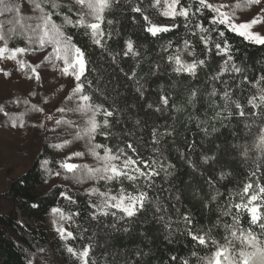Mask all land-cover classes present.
Returning a JSON list of instances; mask_svg holds the SVG:
<instances>
[{"label":"trees","instance_id":"1","mask_svg":"<svg viewBox=\"0 0 264 264\" xmlns=\"http://www.w3.org/2000/svg\"><path fill=\"white\" fill-rule=\"evenodd\" d=\"M5 2L19 5L24 17L38 15L29 0ZM41 2L51 10L49 4L43 3V0ZM59 2L62 5L71 4L73 11L68 12L66 7H62L59 10L61 16L56 18L57 23H63V14L75 20L79 7L74 4V0ZM209 2L233 5L237 0ZM240 2L243 3V0ZM137 3L145 9L144 14L153 23H175L178 27L152 36L146 31L147 24L141 15L131 10ZM189 3H192V11L195 12L198 5L194 0H181V5L185 7ZM164 7V0H161L159 8L153 7L151 0H119L112 10H106L104 14L103 46L93 42L90 30L86 34L85 29L70 25L63 30L86 53L88 66L85 76L91 85L85 83V94L91 95L96 104L119 110V123H115V118H109L113 135L105 137L97 134L93 143L105 144L115 151L117 145L123 147L125 141H133L145 160L158 159L165 167L173 165V168L168 169L173 173L172 176L165 179L163 171H160V175L153 178L155 185L152 188L144 184L143 178L138 181L141 188L148 192L149 202L134 217H127L116 209H110L107 216L95 213L93 200L84 192L87 186L95 185L100 192L111 190V194L116 195L121 187L133 193L132 183L127 180L106 182L85 179L78 184L72 179H65L59 162L76 148L84 153L82 158H76L77 164L97 165L96 159L89 153V143L82 139L62 149L53 147L65 140H73L77 129L67 124H57L56 132L61 142L53 141L52 134L43 123L47 102L45 86L36 80L31 71L24 84L16 77L10 79L7 89L0 88V105L4 108V112H0V126L22 132L31 140L30 147H36L39 151L35 152V159L28 169L15 178H7V188L0 194V264H80L66 249L70 246L80 251L88 245L92 246L90 264L92 260L96 264H183L185 259L189 264H200L198 256L207 255L211 245L208 248L199 245L187 234V228L201 229L203 232L211 229L212 235L223 242L222 237L228 233L222 225L233 224L232 215L239 212L241 227H251L254 232L260 233L259 227L250 223V214L240 212L232 205L240 202L239 196L233 193L242 190L245 183L251 181L254 189L257 184L264 185V149L257 147L261 130L264 129V115L257 113H264V105L253 108L248 103L253 96L257 98L256 103H260L259 89L264 87V80H260L264 76V45H257L228 32L226 35L234 57L232 62L242 71L225 72L220 79L212 80L211 77L221 71L226 56L213 45H204L195 25L202 22L205 27H213L210 19L214 14L209 10L197 12L191 16L190 25L185 27L183 17L172 20L160 15ZM252 8L253 5L238 9L237 21L250 17ZM15 16L14 12L4 13L0 21H8ZM108 19L113 21L111 25L107 24ZM8 27L11 25L5 23V30ZM210 34L214 40L219 39L215 31ZM129 39L133 41L139 55H124ZM185 40L191 45L187 51L183 49ZM169 41L173 47L165 49ZM18 46L27 47V42L21 37L9 41V48ZM177 48L183 52L182 60L186 62L205 60V65L197 68L195 76L173 71L175 64L169 62L167 57L174 55ZM51 51V46H47L43 50L27 53L39 54L42 64L50 66L52 64L45 58ZM189 52L195 55H189ZM56 63L64 66L62 61ZM133 72L136 74L134 77ZM137 81L144 85L143 97L135 91L139 86ZM213 86L217 89L214 97L209 95ZM193 90L197 92L196 99L193 104H189L188 99ZM224 91H228L232 100L242 105L245 116H239V110L231 102L228 108L232 115L228 116L223 110ZM161 96L169 97L166 110L159 104ZM17 99L21 103H15ZM23 100L30 103L25 105ZM149 103L153 104V109L147 108ZM33 104L42 108L43 112L27 111ZM157 106L162 107L159 113L155 111ZM177 108L183 110L177 112ZM26 111L24 126L13 127L12 119ZM5 112L9 115L6 116ZM217 112L221 113L220 119H214ZM74 119V115L65 114L62 120ZM136 119L141 121L140 125L135 124ZM97 120L102 122L103 116L98 115ZM213 127L217 131H212ZM153 128L159 132L167 129L172 135L164 136L160 138L159 144H154ZM128 132L134 135L128 136ZM153 147L159 148L160 152H153ZM98 151L103 154V149ZM245 151L247 156L244 155ZM205 156L215 159L205 163ZM45 159L49 161L47 169L42 166ZM48 169L52 170V175H49ZM55 172L61 175L56 176ZM221 173L228 175L221 179ZM217 191L220 195L213 201L211 198ZM64 192L74 203L65 199ZM176 196H179V200ZM156 200L160 201V211L156 210ZM57 207L65 214L72 215L71 220H63L75 236L68 243L46 229L48 216ZM229 209L232 215H223ZM261 212H264V207ZM19 215L38 223L39 228L25 227L20 223ZM184 215L190 216L191 225L184 224ZM193 252L198 256H193Z\"/></svg>","mask_w":264,"mask_h":264},{"label":"snow or ice","instance_id":"2","mask_svg":"<svg viewBox=\"0 0 264 264\" xmlns=\"http://www.w3.org/2000/svg\"><path fill=\"white\" fill-rule=\"evenodd\" d=\"M33 4L34 9L37 10L38 15L24 17L21 15V8L19 5H14L11 3H6L5 0H0V16L4 13H16L13 19L8 21H0V42H3V46L0 47V58H7L16 60L20 66L21 70L29 68L31 72L35 75L37 81L40 80V73L37 71L39 64L33 65L30 62L24 60H18V55H23L27 52H35L43 50L47 46H51L52 51L45 58L49 63L52 64L53 68L59 67L56 63L57 61L63 62V67L60 69L62 74L65 76H73L75 78V87L71 90L70 95L67 99L75 103L73 108L60 107L57 111L61 113L74 112L82 113L87 116V122L85 126L81 127L74 121L70 120H57L56 123L67 124L70 127L77 129L73 135V140H65L62 144L53 145L55 148H64L71 145L76 140H86L90 147L89 153L96 159L97 165L95 167L89 166L87 164H77L71 163L69 161L75 158H82L83 152H73L64 160L59 162V167L64 170L65 179H72L76 183H83L85 179L96 180V181H106L112 182L114 180H127L133 185L134 192L128 193L124 187H121L118 194L112 195L111 190L107 192H100L98 188L89 189L90 194H99L103 199L99 205H93L98 213L107 216L109 214L110 208L119 209L127 217H134L138 211L144 209L146 203L149 202V194L141 188L138 181L143 178L144 184L148 188H152L155 185L154 177L160 175V171H163L164 178L172 176V172L168 169L174 166L169 164L167 167L164 166L162 162L158 159L149 158L145 160L140 156L138 152V145L133 141H125L124 146H116L115 151L112 147H108L105 144L93 143L97 134L109 137L113 135L110 129L112 128V123H110L109 118H115V123H119V110L105 108L102 104H96L92 100V96L85 94V83L91 85V81L87 80L85 73L87 71L88 60L86 59L85 51L73 42V37L68 35L63 29L65 26H72L73 28H83L90 30L93 42L96 45H101V39L104 36V31L102 25L105 23V12L106 10H112L114 4H117L119 0H74V4L79 7V11L75 13L76 19L73 20L68 14H63V23L58 24L56 21L57 17L61 16L59 11L62 7H66L68 12L73 11L71 4L62 5L59 0H43V3L49 4L50 9L45 8L41 0H29ZM152 6L159 8L161 5V0H151ZM198 6L196 11H192V3H189L187 7L181 5V0H164L165 7L160 12V15L166 18H171L175 20L177 17H183L185 22V27H188L191 23V16H195L197 12H203L204 10H209L210 13L214 14L211 16L210 23L213 27H205L204 23L197 22L195 25L199 29L201 35L199 39L204 45H213L216 50L223 53L226 56L223 64L221 65V71L217 72L211 77L212 80H218L225 72H241L242 69L233 63L234 57L232 55L231 44L227 39V33H235L243 39L255 43L257 45H264V35L259 32H255L252 29L256 25H264V17L257 14L253 16L250 20L237 22V10L243 8H249L252 5H259L261 0H240L233 5L224 4H213L209 0H194ZM179 6V8H178ZM228 10L225 11L224 9ZM132 11L139 13L142 19L146 22V31L152 36H157L162 33H167L173 28L178 27L177 24H157L145 15V9L140 6L139 3L135 4ZM90 17L91 19H87ZM5 23L11 25L5 30ZM113 21L111 19L107 20V24L111 25ZM215 31L219 39L214 40L211 32ZM207 34V35H205ZM111 35V33H109ZM195 35V33H193ZM21 37L27 42V47L18 46L14 48H9V41ZM103 46V45H101ZM190 42L185 40L183 43L184 51L189 50ZM173 47L171 41L165 46V49H170ZM126 49L124 55H139V53L134 49V44L131 39L126 42ZM211 50V49H209ZM7 54V56H6ZM183 52L181 49L177 48L174 55H169L167 57L169 62H174L175 67L173 71L176 73H189L192 76L196 75L197 68L199 66L205 65L204 59H193L192 62H186L182 60ZM189 55H195L194 52H189ZM0 71H4L0 69ZM5 75H10V73L5 72ZM135 72L132 73L134 77ZM32 77H29L31 79ZM82 78H84L82 80ZM260 80H264V76L260 77ZM259 83V82H257ZM135 91L139 93L141 97L144 96L142 91L144 85L139 84ZM259 101L256 103L257 98L253 96L248 100V103L252 105L253 108H260L264 105V87L259 89ZM35 95V93H32ZM197 92L193 90L189 96L188 103L193 104L196 99ZM210 96L217 95V89L213 86L212 91L209 93ZM223 99L225 104L223 110L228 113L231 117L232 112L228 108V103L231 102L235 105V108L239 110V116H245V111L242 105L238 101H234L231 98V94L228 91L223 92ZM15 103H21L19 99ZM23 104L28 105L30 102L28 100H23ZM159 104L163 107V110L167 109L169 105V97L161 96ZM155 107L157 113L162 111V107ZM194 106V105H193ZM148 109H153V104H147ZM182 108H177L176 111H182ZM27 111H37L43 112L42 108L37 105H31V108ZM21 113L19 117L12 119L13 127H23L24 121L23 117L27 114ZM0 112H4V108L0 105ZM90 113V115H88ZM6 116L8 113H4ZM264 115V113H257ZM102 115V122L97 120V116ZM221 113L217 112L214 119H220ZM17 119L20 121L17 124ZM48 119H51L49 116ZM136 125H140L141 121L139 119L135 120ZM43 127V125H39ZM207 132V129H204ZM212 131H217L213 127ZM262 134L259 136V144L257 147L264 149V129L261 130ZM128 136L134 135L132 132L127 133ZM172 135L171 131L167 129L164 132H159L157 128L152 129V137L154 144L160 143V138L164 136ZM103 149V154L98 151ZM132 154H129V151ZM153 152H160L159 148L153 147ZM135 154V156L133 155ZM247 156V151L244 152ZM215 159V157H204V162L207 163L209 160ZM49 161L45 159L42 166L47 169ZM159 169V171H158ZM49 175H52V170L48 169ZM71 174V175H68ZM56 176H60V172H55ZM228 173H221L220 178H226ZM255 176V172L252 173ZM65 199L72 201V198L67 195V192L62 193ZM220 193L212 196V200L215 201ZM235 196H239L240 202L235 203L232 206L240 212H247L250 214L252 225H257L261 230L259 234L253 231L251 227L245 229L240 225V213L232 215L231 209L224 211L223 215H232L234 221L233 224H223L225 232L228 235L222 237L223 242L212 235L211 229L207 232H203L201 229L187 228V234L192 237L199 245L208 248L211 245V249L205 256H198L196 252H193V256H198V261L200 264H264V212H261V208L264 207V185L257 184L256 188H253V183L250 181L245 183L242 190L233 193ZM179 200V196H176ZM74 203V201H72ZM156 210L160 211V201L156 200ZM52 213L59 216L60 220H71V214H65L63 210L59 207L53 208ZM79 213H76L78 215ZM115 215V213H112ZM123 219V217H121ZM161 220L164 217H160ZM183 222L185 225H191L192 219L188 215L183 216ZM219 225V221L217 222ZM127 231V229H125ZM57 232L60 234L61 239L72 238L75 236L72 232L67 231V229L61 227L57 228ZM202 233V234H201ZM237 242L239 247L237 246ZM67 252L75 257L80 264H90V253L92 246L88 245L82 250L77 251L73 247H67ZM173 259H176L173 257ZM91 264H96L95 260L91 261ZM183 264H189V261L185 259Z\"/></svg>","mask_w":264,"mask_h":264},{"label":"rangeland","instance_id":"3","mask_svg":"<svg viewBox=\"0 0 264 264\" xmlns=\"http://www.w3.org/2000/svg\"><path fill=\"white\" fill-rule=\"evenodd\" d=\"M257 14L264 17V0H261L259 5H253L250 17L243 21L250 20ZM252 30L264 35V25L258 24ZM2 46L3 43L0 42V47ZM17 59L30 62L33 65L39 64V67L37 68V71L40 73L39 81L45 86L47 96V102L43 114V123L47 131L52 134L53 141L61 142V138L56 132V121L62 120L65 114L74 115L75 119L73 121L81 127L85 126L87 122L86 115L70 111L65 113L57 111V109L60 107L73 108L76 106L73 101H69L67 99L68 95L71 93V90L75 87V78L73 76H65L62 74L60 70L62 66L60 65L57 68H53L52 65L48 66L42 64L40 55L36 53H25L23 55H18ZM0 69L4 70L0 71V88L2 89H7L9 87V80L14 77L18 78L20 82L24 84L27 79L28 72L31 71L29 68L21 70L16 60L7 58H0ZM5 72L10 73V75H5ZM49 116L51 119H48ZM30 145L31 140L28 139L22 132L12 128L0 126V194L7 188L8 177L15 178L32 165L35 159V152L38 153L39 149L36 147L31 148ZM77 151L82 152L80 149L76 148L71 153ZM71 153H68L66 157H68ZM69 162L76 163V158ZM87 164L93 167L92 163ZM95 166L96 165H94V167ZM93 187H95V185L87 186L84 189V192L89 195L95 205H99L103 198L99 194H90L89 189ZM94 210L95 213L99 214L95 208ZM18 218L20 223L25 227H33L37 229L40 226L38 223L27 220L20 215ZM61 226L70 232L68 225L51 212L47 219L46 229L50 230L59 238H61L60 234L57 232V228ZM63 240L68 243L70 238ZM31 264L36 263L32 262Z\"/></svg>","mask_w":264,"mask_h":264}]
</instances>
